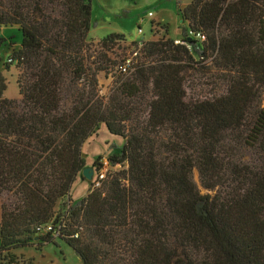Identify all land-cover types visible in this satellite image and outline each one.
<instances>
[{"label": "trees", "instance_id": "16d2710c", "mask_svg": "<svg viewBox=\"0 0 264 264\" xmlns=\"http://www.w3.org/2000/svg\"><path fill=\"white\" fill-rule=\"evenodd\" d=\"M179 16L188 24L180 44L133 42L117 63L120 35L100 41L92 60V0H0V28L22 35L4 62L22 67L20 100L5 97L0 70V196L11 195L0 257L40 236L64 241L82 264H264V0H193ZM113 71L106 101L98 75ZM189 72L223 93L187 101ZM101 124L124 141L112 170L126 168L60 215ZM230 136L256 152L255 165L227 159ZM194 171L205 189L226 192L201 195ZM14 256L9 264H20Z\"/></svg>", "mask_w": 264, "mask_h": 264}, {"label": "rangeland", "instance_id": "374dc122", "mask_svg": "<svg viewBox=\"0 0 264 264\" xmlns=\"http://www.w3.org/2000/svg\"><path fill=\"white\" fill-rule=\"evenodd\" d=\"M193 0H92V27L87 36V42L91 46L92 60L97 57L98 43L111 35L123 36L120 47L117 45L112 50L110 57L113 62L120 63L122 48L131 43H142L148 41H157L161 39H170L182 41L184 38V27L188 29L187 23H182L179 16V10H182ZM188 6V5H187ZM186 8V7H185ZM22 35L17 26L0 28V57L2 59L0 70L7 81L5 97L10 100H20V89L17 83L22 67L14 66L10 71L4 70V62L14 51L21 49ZM115 71L109 74L102 72L98 75L99 85L97 93L106 101L115 88ZM186 93L187 101H201L211 98L214 95H220L224 91V85L221 82H214L208 76L201 73L189 72L186 75ZM86 93L92 94L93 90L85 82L81 83ZM145 115L147 110L144 111ZM168 132L163 133L166 139ZM226 152L227 159L230 162L239 165H255L258 162L257 154L235 136H230ZM124 141L115 135H112L104 124H101L93 136L85 143L82 149V157L86 168H93L99 158L109 160L118 148H121ZM125 167L118 165L109 172H119ZM108 171V167L104 168ZM89 181L79 174L77 181L73 185L70 198L61 200L56 208V213L64 215L66 206L70 200L75 203L77 200L95 188ZM193 181L201 195L215 196L217 193H224L226 189L219 187L213 191L203 187L200 181L198 171H194ZM10 194L0 196V217L3 203L9 202ZM33 236L31 247L23 248L19 251H13L16 262L31 264H82L80 257L64 241L55 237L54 243H40ZM13 254H4L0 257V264H9Z\"/></svg>", "mask_w": 264, "mask_h": 264}, {"label": "built area", "instance_id": "2783aa9c", "mask_svg": "<svg viewBox=\"0 0 264 264\" xmlns=\"http://www.w3.org/2000/svg\"><path fill=\"white\" fill-rule=\"evenodd\" d=\"M196 38L204 40V37L201 35H197ZM180 43H181V41L176 42V44H180ZM123 72H126V69H124ZM100 165L102 166V168L98 172L95 171V175L93 177V183H94L95 188L100 187L101 181H103L106 178L109 170H112V167H111L109 161L104 159V158L101 159ZM106 167H108V171L104 170V168H106ZM49 230H52L51 227L48 228V231Z\"/></svg>", "mask_w": 264, "mask_h": 264}, {"label": "water", "instance_id": "95a60500", "mask_svg": "<svg viewBox=\"0 0 264 264\" xmlns=\"http://www.w3.org/2000/svg\"><path fill=\"white\" fill-rule=\"evenodd\" d=\"M184 23V21H182ZM83 177L89 181L93 180L95 170L93 168H85L82 173Z\"/></svg>", "mask_w": 264, "mask_h": 264}, {"label": "crops", "instance_id": "0c3cea01", "mask_svg": "<svg viewBox=\"0 0 264 264\" xmlns=\"http://www.w3.org/2000/svg\"><path fill=\"white\" fill-rule=\"evenodd\" d=\"M190 3H191V2H190ZM190 3H189V4H190ZM189 4H186L185 7H187V5H189ZM185 7H184V8H185ZM184 8H182V9H184ZM187 25H188V24H187ZM177 41H179V40L176 39L175 42H177ZM88 193H89V192H88ZM88 193H87L86 195H84L83 197H81V198H79V199H77V200H74V201H80V200H82L84 197H86V196L88 195ZM20 250H21V249H20ZM16 251H19V250H16ZM13 254H14V253H13Z\"/></svg>", "mask_w": 264, "mask_h": 264}]
</instances>
